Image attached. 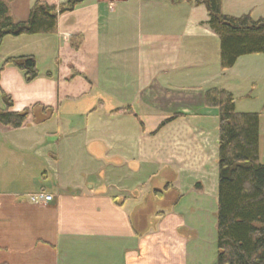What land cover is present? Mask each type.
I'll return each mask as SVG.
<instances>
[{
	"label": "crops",
	"instance_id": "crops-1",
	"mask_svg": "<svg viewBox=\"0 0 264 264\" xmlns=\"http://www.w3.org/2000/svg\"><path fill=\"white\" fill-rule=\"evenodd\" d=\"M35 1L14 0L15 20L26 21ZM81 1L58 16L57 33L7 36L0 47V110L8 101L11 111L51 109L19 128L0 123V264H186L192 235L186 220L170 227L173 208L189 205L204 177L184 171L193 157L175 152L176 140L190 152L191 138L199 140V161L208 158L216 175L218 110L206 106L205 93L227 90L237 110L253 112L238 108L251 95L231 80L264 71V54L222 69L220 38L194 0ZM222 12L258 19L264 0H222ZM20 55L36 58L31 82L14 65L3 67ZM61 112L82 119L66 125ZM69 131L74 143L64 142ZM77 156L85 159L78 168L81 161L91 168L87 179L63 176ZM193 184L195 195L187 190ZM48 193L53 200L39 204ZM165 235L178 238L179 253L160 241Z\"/></svg>",
	"mask_w": 264,
	"mask_h": 264
},
{
	"label": "trees",
	"instance_id": "trees-1",
	"mask_svg": "<svg viewBox=\"0 0 264 264\" xmlns=\"http://www.w3.org/2000/svg\"><path fill=\"white\" fill-rule=\"evenodd\" d=\"M14 0H0V47L5 37L57 33L58 16L73 11L81 0H66L59 7L35 1L26 21L18 22L12 14ZM205 5L207 22L220 38V64L227 70L238 58L264 54V17L250 14L226 15L222 0H194ZM12 64L24 73L27 82L38 76L33 55L13 56L3 67ZM207 107L218 110L217 171V257L215 264H264V162L260 158L259 112L236 109L231 92L212 88L206 91ZM0 110V123L21 127L30 114L46 119L51 109L41 104L22 111ZM130 110V109H128Z\"/></svg>",
	"mask_w": 264,
	"mask_h": 264
},
{
	"label": "rangeland",
	"instance_id": "rangeland-1",
	"mask_svg": "<svg viewBox=\"0 0 264 264\" xmlns=\"http://www.w3.org/2000/svg\"><path fill=\"white\" fill-rule=\"evenodd\" d=\"M264 56V55H261ZM263 64L260 63V66ZM244 75V74H243ZM231 82L236 86V90L240 91L241 94H250L251 97L249 99H239L238 108L244 111H253V112H259L263 114V131H264V71L257 72L256 77L253 79L250 78H240L238 80L237 78L231 80ZM64 106V105H63ZM67 106V105H66ZM64 119L66 121V125L75 123H80L82 116H64L65 113L61 112ZM74 135L69 131L67 132V137L64 140V142H75L73 140ZM78 137V136H77ZM208 138V137H207ZM195 144H194V142ZM199 141V140H196ZM195 141V139L191 138V143L193 142L194 145H191L192 151L190 152L189 149H185L187 147V143L184 141L181 144L176 140V150L179 154L183 155V158H187V153L192 154L190 157H193V160H191L190 163H188L183 167L184 171L187 172V174L194 176H198L201 178L202 176L203 181H200L201 179H198V182H201L203 189L199 191V194L196 195L193 199H191V195L188 196L190 198V204L183 206L182 202L179 206H176L173 208L174 211H176L179 214H176V216H173L172 220L173 223H171V228L175 226L176 224H183V222L186 220L187 227L184 228L187 236H189L188 232L190 230V233L192 236H190V240L187 239L186 247H185V256H186V264H215L216 257H217V211H218V202H217V196H218V171H213L214 169V163L213 164H206V162H209V159H206L205 161H199L201 158L198 153V143ZM211 145V142L209 140V146ZM208 146V147H209ZM201 147V146H200ZM81 160H85L84 157L77 156L74 158V162L72 163H66L62 170H63V176H71V175H79L82 177H85L87 179L86 175H89L88 170L91 172V168H86L85 161H81L80 166L78 168V162ZM192 163V164H191ZM190 164V165H189ZM206 167V173H204ZM98 172V170H97ZM95 173L93 175H98V173ZM73 175V176H74ZM88 176V178H89ZM93 177V176H92ZM192 177V178H193ZM194 180L191 183H194ZM197 182H195L196 184ZM190 185V184H188ZM197 185V184H196ZM188 193L196 194L195 190L197 191V187L193 186L187 188ZM162 205L164 206L165 203L162 201ZM163 209V207H162ZM176 209V210H175ZM155 217V216H154ZM183 220V221H182ZM169 227V226H168ZM167 233V230L164 231ZM170 233L172 231L170 230ZM178 233V232H177ZM175 234V230H174ZM168 235L162 236L160 241L163 243L170 242L173 247V250L177 253L180 252V248H182V244L179 243V241H175L172 235L167 237ZM178 239V238H175ZM157 241V242H160ZM162 243V244H163ZM161 245V244H160ZM180 256V255H179Z\"/></svg>",
	"mask_w": 264,
	"mask_h": 264
},
{
	"label": "built area",
	"instance_id": "built-area-1",
	"mask_svg": "<svg viewBox=\"0 0 264 264\" xmlns=\"http://www.w3.org/2000/svg\"><path fill=\"white\" fill-rule=\"evenodd\" d=\"M54 198L53 194L48 193V194H39L38 195V203L43 204L52 201Z\"/></svg>",
	"mask_w": 264,
	"mask_h": 264
}]
</instances>
